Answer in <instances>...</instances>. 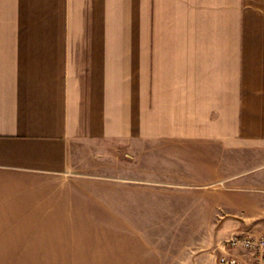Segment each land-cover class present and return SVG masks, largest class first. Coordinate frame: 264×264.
<instances>
[{"label":"crops","instance_id":"crops-1","mask_svg":"<svg viewBox=\"0 0 264 264\" xmlns=\"http://www.w3.org/2000/svg\"><path fill=\"white\" fill-rule=\"evenodd\" d=\"M235 226L264 234V0H0V264L168 262L82 231L218 264Z\"/></svg>","mask_w":264,"mask_h":264},{"label":"rangeland","instance_id":"rangeland-1","mask_svg":"<svg viewBox=\"0 0 264 264\" xmlns=\"http://www.w3.org/2000/svg\"><path fill=\"white\" fill-rule=\"evenodd\" d=\"M244 229V227L235 226L233 228H227L223 236L229 235L234 230ZM67 242L70 243H81V244H95V245H109L115 241L120 242H138V237L142 236L146 240L154 243H159L160 248L152 249V254H160L164 256L167 263L161 264H182L178 262H171V260L177 261V255L180 254L179 242L176 240L178 233H110V232H94V231H82V232H71L65 233ZM217 242V241H216ZM215 242V244H216ZM213 245V247L215 246ZM213 247L209 251L208 249H203L202 254L210 257L213 252ZM212 252V253H211ZM97 254V253H95ZM102 254H110L109 250L104 251ZM188 255H191L190 253ZM212 257V256H211ZM84 264H112V263H84ZM121 264V263H119ZM125 264V263H124ZM129 264H142V263H129ZM155 264V263H151ZM219 264V263H218Z\"/></svg>","mask_w":264,"mask_h":264},{"label":"built area","instance_id":"built-area-1","mask_svg":"<svg viewBox=\"0 0 264 264\" xmlns=\"http://www.w3.org/2000/svg\"><path fill=\"white\" fill-rule=\"evenodd\" d=\"M212 252L219 264H264V234L234 230L219 239Z\"/></svg>","mask_w":264,"mask_h":264}]
</instances>
